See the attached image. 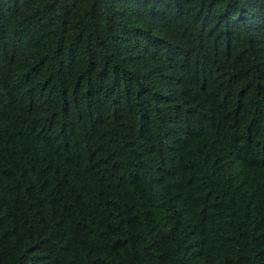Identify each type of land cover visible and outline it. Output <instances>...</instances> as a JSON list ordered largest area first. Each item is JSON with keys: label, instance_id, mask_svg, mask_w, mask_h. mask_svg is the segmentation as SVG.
I'll list each match as a JSON object with an SVG mask.
<instances>
[{"label": "trees", "instance_id": "16d2710c", "mask_svg": "<svg viewBox=\"0 0 264 264\" xmlns=\"http://www.w3.org/2000/svg\"><path fill=\"white\" fill-rule=\"evenodd\" d=\"M0 264H264V0H0Z\"/></svg>", "mask_w": 264, "mask_h": 264}]
</instances>
